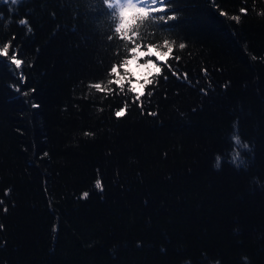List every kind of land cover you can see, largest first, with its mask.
I'll list each match as a JSON object with an SVG mask.
<instances>
[{"label":"trees","instance_id":"trees-1","mask_svg":"<svg viewBox=\"0 0 264 264\" xmlns=\"http://www.w3.org/2000/svg\"><path fill=\"white\" fill-rule=\"evenodd\" d=\"M167 7L172 30L137 43L175 41L180 79L162 65L142 115L134 94L88 88L128 55L103 0L0 3L26 77L0 57V264H264V0Z\"/></svg>","mask_w":264,"mask_h":264},{"label":"snow or ice","instance_id":"snow-or-ice-1","mask_svg":"<svg viewBox=\"0 0 264 264\" xmlns=\"http://www.w3.org/2000/svg\"><path fill=\"white\" fill-rule=\"evenodd\" d=\"M173 0H103L104 5L107 9L111 11L112 20L114 21V33L117 34L118 38L125 41V49L128 53L119 64H113L108 76L114 77L108 79L106 83L104 82H96L90 83L88 88L95 89L96 92H101L105 94H111L114 89L110 87V85H115L119 89V93L117 94H124L127 95L128 93L134 94L132 97L131 103L137 104L138 107L141 108V114L143 115V102L141 101V97L145 95L144 89H146L149 85H154L157 81V77L162 75V65H167V61H160V56H166L168 59H172L170 55L173 52L175 41H170L169 39L165 38L163 41L162 46L159 44H143L137 43V40L141 39L142 37V29H146L148 27H153L156 30L160 31H171L173 26L169 25L168 28H163L162 25H167L169 21H174L176 16L174 14H161L155 15L156 13H167L168 12V5H170ZM0 3H4V0H0ZM23 3V0H18L16 5ZM10 6H12L9 3ZM241 14H247V9L241 8ZM227 13L224 11H220V16H226ZM0 19H3L0 16ZM229 19L236 21L237 23L240 22V16H231ZM21 20V19H20ZM10 23V21H9ZM20 25L28 26V21L26 23L22 22ZM28 31L31 32L32 29L28 26ZM15 39V37H13ZM112 37L109 36V40ZM131 43L132 47H127V44ZM11 41L6 42L0 47V57L7 58L10 62V65H13L14 68L11 70L13 73L19 72V80L21 84L26 82V77L24 76L23 72L21 71L23 60L18 58V52L13 50L10 53L11 48ZM179 49L183 50L186 48L185 43H180L178 45ZM161 48L167 49V52L161 50ZM147 49V50H145ZM152 49H155L156 53L159 55L156 57V61L152 59H144L143 63L139 61L141 58L144 57H151L154 55ZM254 60L256 59L255 56L252 57ZM178 61L180 58L175 57ZM136 63V67L140 69H144V78L142 80H133V74L128 70V66L131 65L133 62ZM31 67V65H29ZM169 71L172 72L173 76H176L177 79H180V74L177 71L173 70L171 65H167ZM123 70V72L119 71ZM205 75H207L206 69L202 70ZM184 78L187 79V73H184ZM165 80L168 79L167 76L164 77ZM135 83L139 85L141 91L137 93L136 88L132 87V84ZM127 86V90L125 91V85ZM17 92H20L19 87H15ZM32 91H35L34 89ZM203 92L204 90L201 89ZM27 95V93H23ZM205 94H207L205 92ZM153 93L151 91L147 92V96L151 97ZM129 102L126 100L124 102L123 107L114 111V115L117 119L126 115V110L129 108ZM33 108H38L39 105L33 103ZM157 113L149 112L148 115L155 116ZM85 135H91V133L85 132ZM238 135V134H237ZM234 135V136H237ZM239 136V135H238ZM234 154L231 159V163L235 161V166L237 168L241 167L244 164L242 159H238L240 157V149L239 144H236L234 148ZM45 156L48 154L45 152ZM220 167V164H219ZM95 188L99 191H103V184L101 179L98 177L95 180ZM10 190L5 191V195L9 194ZM89 193L84 192L81 194L80 199H86ZM3 203V201H0ZM7 212V208L4 209ZM3 225H0V230H2ZM53 231H56V228H53Z\"/></svg>","mask_w":264,"mask_h":264},{"label":"rangeland","instance_id":"rangeland-1","mask_svg":"<svg viewBox=\"0 0 264 264\" xmlns=\"http://www.w3.org/2000/svg\"><path fill=\"white\" fill-rule=\"evenodd\" d=\"M147 50V49H145ZM152 51L154 52V55L151 57H144L141 58V60L139 61L140 63H143L144 59H152L154 61H156V57L159 55V53L155 52V49H152ZM165 59V56H160L159 60L163 61ZM136 63L137 62H133L131 65L128 66V70L133 74V80H142L144 78V69H140L136 67ZM121 72H123V70H119ZM132 87L136 88L137 93L141 91V88L139 87V85L133 83Z\"/></svg>","mask_w":264,"mask_h":264},{"label":"clouds","instance_id":"clouds-1","mask_svg":"<svg viewBox=\"0 0 264 264\" xmlns=\"http://www.w3.org/2000/svg\"><path fill=\"white\" fill-rule=\"evenodd\" d=\"M4 3L5 4H9L10 3L11 5H16L18 3V0H4ZM10 11H11V8H10ZM26 21L27 20L25 18H22L21 20L18 21V23L19 24H21L22 22L26 23ZM0 47H2V46H0ZM232 141H233L234 145L239 144L240 149H245V150L248 149V144L247 143H242L241 140H240V137L238 135L237 136H232ZM234 151H235V149H233V151L231 153V159L233 157ZM238 159H241V158L238 157ZM220 161H221V157L217 156L216 157V162H215V164L213 166L216 170L219 169ZM233 164L235 165V161H233ZM244 259L247 260L246 257Z\"/></svg>","mask_w":264,"mask_h":264}]
</instances>
